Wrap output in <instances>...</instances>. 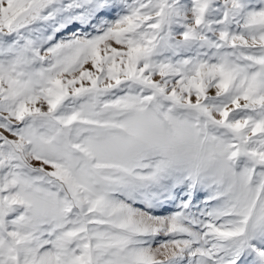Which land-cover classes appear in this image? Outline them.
<instances>
[{"label": "snow or ice", "instance_id": "1", "mask_svg": "<svg viewBox=\"0 0 264 264\" xmlns=\"http://www.w3.org/2000/svg\"><path fill=\"white\" fill-rule=\"evenodd\" d=\"M0 264H264V0H0Z\"/></svg>", "mask_w": 264, "mask_h": 264}]
</instances>
